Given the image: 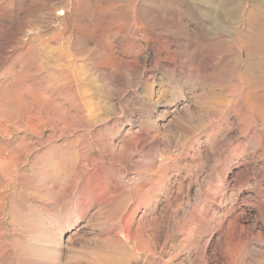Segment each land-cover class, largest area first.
<instances>
[{"label":"rangeland","instance_id":"rangeland-1","mask_svg":"<svg viewBox=\"0 0 264 264\" xmlns=\"http://www.w3.org/2000/svg\"><path fill=\"white\" fill-rule=\"evenodd\" d=\"M243 41L264 93V0H0V264H264Z\"/></svg>","mask_w":264,"mask_h":264},{"label":"bare ground","instance_id":"bare-ground-1","mask_svg":"<svg viewBox=\"0 0 264 264\" xmlns=\"http://www.w3.org/2000/svg\"><path fill=\"white\" fill-rule=\"evenodd\" d=\"M253 6H254V9L253 10L250 9L249 10L250 13H253L254 11L256 12V9L258 6H256V5H253ZM244 32L248 35L249 40H250V38L253 39L252 31L250 30V26H247L245 28ZM251 48L252 47L250 45V42L248 43L246 41L241 42V44L239 46L240 53H241V59H245L246 63L239 73V77L241 78L243 85H245V88L242 89V92H243L242 93V99H243L242 103H243V105L241 104L238 112H239V115L241 117V120H252L253 119L254 122H257V121L261 122V127L259 130L264 131V93H262L259 90V86H260L259 82L260 81L257 79V77L255 76V73H254V67H255V64H257L259 62L260 55H259V53H253L251 51ZM80 184L76 185L75 189H77L80 196L83 198L85 195H84V191L81 189L82 186H80ZM127 239H128V237L126 235H121V233L120 234L117 233V234H114L112 236H108V235L105 236V241L107 243H110V246H113L115 249H118V250H123V252H125V251L127 252V246H126V241H125ZM217 255H219V254H217ZM105 258L110 259L111 255H110V257L106 256ZM220 258L221 257L219 255V259ZM122 259L123 258H121L119 260V262L121 264H126ZM203 259L205 260L206 263H209V264L215 263V261H216V259L213 257V255L209 252H206L204 254ZM220 261H219V263H220Z\"/></svg>","mask_w":264,"mask_h":264}]
</instances>
